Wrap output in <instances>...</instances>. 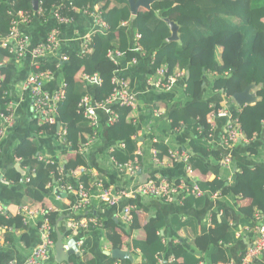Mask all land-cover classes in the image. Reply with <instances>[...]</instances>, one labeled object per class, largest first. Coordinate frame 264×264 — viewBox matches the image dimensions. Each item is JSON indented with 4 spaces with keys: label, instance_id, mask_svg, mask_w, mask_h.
Returning <instances> with one entry per match:
<instances>
[{
    "label": "trees",
    "instance_id": "16d2710c",
    "mask_svg": "<svg viewBox=\"0 0 264 264\" xmlns=\"http://www.w3.org/2000/svg\"><path fill=\"white\" fill-rule=\"evenodd\" d=\"M39 3L40 8L46 10L43 18L56 9L55 11L63 17L78 20L81 17L80 9L89 8L100 14L107 29L91 35L82 53L65 51L68 60L60 63L68 87L66 99L59 106V123L67 129L66 140L71 143L70 146L64 145L62 152L73 156L65 161L55 159L54 164L41 163L38 161L40 146L36 139L23 140L14 151V157L21 159V167L28 168L30 183L25 184V188L20 191L6 184L1 186L0 203L5 206L6 215L0 213V234L5 237V243L13 244L16 232L20 233V241L30 243L29 228L24 225L23 217L15 213V209L21 206H28L31 210L44 207L48 211L47 215L53 227L52 237L56 241L55 227L59 215L47 207V199L56 194L57 187L62 188L61 186L67 184L77 186L79 182L87 188L93 186L86 175L79 179L71 176L72 171H78L80 166L90 164L84 155L76 154L93 134L90 122L79 109V103L86 96L97 103L110 97L114 89L112 79L121 68L120 64H114L107 54L111 49L119 50L132 60L136 56L135 36H140L136 41L137 45L149 58L155 55L153 71L167 65L171 74L179 70L186 72L184 96L189 103L184 107L172 109L169 116L173 127L182 122L194 135L190 142V166L195 174H200L198 184L205 196L199 199L187 198L184 208L201 207L209 196L229 191L237 200V205L248 201L249 220H232L229 212H224L222 216L213 219V229L209 231L207 222L198 221L201 235L193 241L185 239L190 246L187 248L182 238L173 245H167L166 237L161 235L149 240L151 232L163 230L164 218L158 213L156 218L141 226L137 212L132 229L140 231L139 239L132 245H127L125 250H139V255L142 256L140 264H158L159 256L174 259L173 264L226 262L229 259L228 248L235 243V231L244 226L254 228L259 224L256 214L259 212L264 215V160L263 163L255 165L237 157L239 152L234 153L233 149H213L214 132L209 116H218V112L228 103L236 104L238 107L230 112V117L232 121L238 120L244 129L241 142L264 139V0H161L154 3L151 10L140 11L136 17L132 16L128 0H39ZM21 11L33 14V0H0V33L3 36L9 34L14 15ZM160 12L163 18L179 25L180 43L168 41L171 36L170 29L158 18ZM7 56L12 59L8 50H1V59L6 61V65L0 68V113L4 111V105L11 100L7 87L12 79V71L7 65ZM53 67L52 69L56 70ZM96 74L102 79V85L92 87L95 88L92 93L88 89L90 85L84 82V76ZM251 86H254L252 92L257 97L256 103L239 106L234 97L244 93ZM210 89L225 95L226 102L212 105L203 99L206 91ZM112 111L118 114V122L107 126L103 131L101 129L99 139L111 146H124L116 147L112 156L119 162H127L136 156L139 148L137 116L131 109L119 105L112 106ZM41 129L42 127L39 132ZM58 130L57 126L51 130L44 126L46 135L60 140L57 136ZM199 131H202L203 137H200ZM178 139L180 140V137ZM256 145L246 146L248 156L258 154L254 148ZM241 146L242 144L236 149ZM153 147L158 159L163 162L172 161L167 144L160 141ZM227 157L235 163L238 172H235L230 181L212 177L207 160L221 161ZM57 168L64 171L61 183H58ZM27 176L16 167L6 172L7 179L16 187ZM56 196L63 197L58 194ZM68 199L76 201L75 196L71 194H68ZM191 220L190 217L186 218L185 221L179 222V225L185 227ZM105 226V241L111 248L122 249V242L116 237V220L109 219ZM89 241H85L89 251L84 254L81 264H99V260L90 252L92 243ZM6 255L5 252H0V264L11 261L7 260ZM79 262L72 257L67 264H80ZM117 263L130 264V261H118L105 256L101 264Z\"/></svg>",
    "mask_w": 264,
    "mask_h": 264
},
{
    "label": "crops",
    "instance_id": "0c3cea01",
    "mask_svg": "<svg viewBox=\"0 0 264 264\" xmlns=\"http://www.w3.org/2000/svg\"><path fill=\"white\" fill-rule=\"evenodd\" d=\"M40 9L39 3L38 11L34 10V13L32 14L33 21L30 24L21 26V31L30 37L29 50L26 56H24L22 59H15L12 55V59H9L7 56V65L12 71V79L7 87L9 96L11 97L10 103H12V108L10 106L7 108V116L12 115L16 119V122L15 125L9 129L6 137L3 140V154L0 159V190L1 186L5 184L7 186H11L16 191H20L26 186L22 181L20 185L16 187L6 177V172L12 167L17 166V162L15 161L14 157V151L16 147L25 139H36L39 142V155L50 158L52 157L54 160L56 159L60 161L68 160L73 156L70 153L64 154L62 152L64 145H71L70 142H67L66 136L65 142H62L61 140L53 139L46 134L41 135V131L39 132V129L42 127L41 122L36 118L32 99L30 96L23 94L22 84L34 72V49L46 39L51 31L58 30L59 49L41 59L40 64L42 70H51L53 72L52 78L47 81L45 85L46 91L49 93H56L65 86L67 89L68 84L60 67L61 59L68 57V54L65 51L82 53L83 49L87 45L86 43L88 39L95 33V22L91 17L81 16L78 20L60 25L57 21L54 9L46 18H43V14L37 15V12L39 13ZM41 10L46 12L44 9ZM16 15L17 13L14 15V19ZM14 19L11 21V27ZM134 58H136L138 61L136 65L132 64V60ZM134 58L129 60L127 57H124L120 60L119 64L121 69L119 70L118 75L125 77L129 81L132 91L138 95L139 107L137 110V138L139 143L138 149L143 151V166L138 180L140 182L148 179H167L170 181L183 178L185 176V168L183 165H173L171 162L158 164L155 161V148L153 145L156 142L162 141L169 146L170 151L177 149L191 150L190 142L194 135L191 134V132H189L186 128H184L180 133H175L172 126V121L169 116L170 112H172L174 109L178 107H184L189 103V100H187V98L184 96L186 81H178L169 91L150 89L147 86V79L153 73V68L149 62V56L136 53ZM52 67L56 70H53ZM208 78L211 79L210 76H208ZM92 87L100 86H88V89L93 93L95 88ZM203 99H206L212 105L226 102L225 95L222 93L212 92L211 89L206 91L205 97ZM236 107H238L236 104L228 103L224 105L223 109H227L228 111L232 112L234 109H236ZM209 122L212 123L214 132L212 138L213 149L225 151L222 143V137L229 122V117L223 113H220L218 116L215 115L214 118H211L210 115ZM108 124L107 113L105 111L100 112L98 126L99 133L101 129L102 131L103 129H106V127L109 126ZM178 137H180V140ZM241 144L242 146L236 149ZM248 145H251V147L256 145L254 148L256 151H258V154L248 156L246 154V146ZM113 147L114 146H111L102 139H98L92 147L85 151V153H82L81 148H79L76 154H81L88 158L90 164L85 167H88L89 169L98 173L106 184L111 186H128L130 184H134L133 181L126 178L125 176H121L117 172V169L111 161V150ZM232 151H234V153L235 151L239 152L236 155L237 157L242 158L245 161H249L255 165L263 163L264 139L260 141L246 140L244 142H240L233 148ZM207 163L212 170V177L224 178L230 181L235 172H238L235 163L232 164L230 168L224 167L222 160L216 161L211 159L207 160ZM198 176H200V174L196 173L195 177L197 181ZM220 193L221 195H219L217 198L213 196L214 194L209 196L201 207L195 208H184L185 206H181L178 203L165 204L164 202L155 198L137 200L139 224L144 226L151 219L156 218L158 213H160L164 218L162 224L164 223L165 226L163 225L164 227L162 231L151 232L148 236L149 240L155 239L161 235L166 237L168 241L167 245H173L178 241V239L182 238L184 239L183 242L185 243V247L190 248L188 241H193L201 235L202 230L200 223L207 222V230L209 231L213 229L211 227L213 226V219L216 216H222L224 212H229L232 220H249L247 209L248 201H243L241 202V205H237V200L229 191ZM47 201V207H52L53 210L59 215V220L55 227L57 233L56 242L61 236L66 247L65 253L67 255L70 249L69 244L72 241L75 243L76 239L83 237L85 238L86 242L87 240H90L89 242L92 243V249H90L91 254L99 260V264L103 263L105 256L107 257V252L113 248H111L110 244H108L104 239V234L107 233L105 223L109 219L116 220V237H118L122 242L123 247L121 250L126 251L125 248L127 245H132L136 239H139L138 235L140 231H135L131 228V226L123 224L120 220L121 212L125 207L126 202H122L120 205L114 208H107L100 205L97 201H94V215L103 221L104 228L92 229L86 233H76L70 229V223L73 218L71 210L75 202H72V200L68 199V196L59 199L56 194L49 197ZM17 209L18 208L15 209V213L17 212ZM189 217L192 218V220L189 221L185 227L179 225V222H183V220L185 221V219ZM198 221L200 222L199 224ZM28 228L30 241L29 244H25L24 242L20 241L19 232H16V240L10 245L5 243V237L2 235V240L0 241V252H5L7 254V260H17V262L24 263L31 255L32 251L40 244L41 239L38 224L36 222H32ZM248 229H251V227L244 226L240 227L239 231H235V243L231 244L228 248L229 259L226 262L239 263L242 254L250 247L251 233L248 231ZM185 239H188V241ZM150 242L152 241H149V243ZM127 252H130L133 257V261H130V264L141 263L142 256L139 255V250L137 252H131L127 250ZM72 257L78 259L80 264L83 261V256L78 255L77 252L73 253L69 257L67 256L69 260ZM45 264H60L57 262L56 248L55 251L51 252L48 261ZM256 264H264V254Z\"/></svg>",
    "mask_w": 264,
    "mask_h": 264
},
{
    "label": "built area",
    "instance_id": "2783aa9c",
    "mask_svg": "<svg viewBox=\"0 0 264 264\" xmlns=\"http://www.w3.org/2000/svg\"><path fill=\"white\" fill-rule=\"evenodd\" d=\"M56 10V9H55ZM57 21L60 25L70 23L75 21L72 18L63 17L58 11H55ZM44 14L43 10H39L37 15ZM80 14L83 17H91L95 22V32H103L107 29L106 23L101 19L98 12L91 11L89 8H81ZM33 21V15L29 12L21 11L18 12L15 19L12 22V27L8 35L3 36L0 33V68L6 65V61L1 59V50H8L9 54L15 59H22L29 50L30 37L25 35L21 31L22 25L30 24ZM140 36H135V48L134 51L137 54L147 56L146 53L141 49L136 41ZM59 49V31L54 30L46 37V39L37 46L33 51V67L34 72L32 75L22 84V92L30 96L33 102V108L37 120L41 122L42 129L41 135L45 134L44 126L48 129H53L57 126L59 132L57 133L58 138L65 142L66 128L62 127L59 123V106L66 99V86L56 93H49L45 90V85L47 81L52 78L53 72L51 70H42L40 61L49 54L54 53ZM107 57L113 61L114 64H119L120 60L125 57V54L119 50H109ZM68 57L61 59V62L67 61ZM150 65L155 62V55L149 58ZM138 63L137 59L132 60V64L136 65ZM186 79V72L179 70L175 73H170L167 65L153 71V73L147 79V86L150 89L171 90L174 85L180 81ZM84 82L91 86H101L102 79L96 75H85ZM112 84L114 86L113 92L108 99L102 102H95L89 96L84 97L79 103V109L83 116L90 122L91 129L93 131L92 136L88 139L83 147H81V152L85 153L87 149L92 147L99 138V113L105 111L108 115V125H114L118 122V114L112 111V106L119 105L122 108L131 109L136 113L139 107L138 95L134 93L129 85V81L118 75L116 72L112 79ZM8 104V105H7ZM9 106L12 108V103H6L4 105L5 109L0 113V159L3 154V140L6 137L10 128L15 125L16 119L12 115L7 116V108ZM223 113L229 117V122L223 133L222 143L224 149H233L238 143L242 141L244 136V129L238 120L232 121L230 117V111L227 109H222L218 112ZM215 114L211 115L214 118ZM138 121V117H137ZM136 121V125H137ZM211 123V122H210ZM173 124V123H172ZM212 124V123H211ZM60 126V127H59ZM185 128L184 124L180 122L178 125L173 127L175 133H180ZM200 132V137H203L202 131ZM213 137V136H212ZM246 141V140H244ZM124 148V146H121ZM113 147L111 150V155L114 152ZM191 150L177 149L170 151L169 155L173 165H183L185 168V176L176 180L167 179H148L143 182L138 180V177L142 171L143 166V151L138 149L136 156L127 161L119 162L113 156L111 161L113 162L117 172L121 176H125L134 182L128 186H111L105 183L103 178L95 171L80 167L78 171H73L72 175L75 178H79L82 175L88 176L92 181L93 186L91 188L85 187L83 184L78 186H73L72 184H67L61 186V191L72 194L75 196L76 201L71 210L73 214L72 221L70 223L71 231L76 233H86L92 229L104 228V223L93 213V202L97 201L100 205L107 208H114L120 205L122 202H126L125 207L121 212V222L125 225H129L132 228L134 223L135 213L138 212L137 200L155 198L165 204H175L178 203L184 206L185 201L189 197L199 199L205 196V193L200 188L197 179L195 177V172L190 166ZM155 161L158 164L164 163L157 158L156 152L154 151ZM17 165L21 166V159L15 158ZM38 161L46 164H54L55 161L47 158L43 155L38 156ZM222 164L226 168H230L233 164L230 157L222 160ZM22 168V167H21ZM27 167H23L22 170L27 173ZM58 169V183H61L63 178V169ZM26 175V176H27ZM25 184L30 183V178L27 176L24 180ZM50 187V186H49ZM221 195L220 192L215 193L213 196L215 198ZM61 199L60 196H57ZM3 205V204H2ZM0 204V213L6 215L5 208ZM53 209L52 207H50ZM17 214L23 217V223L25 226H29L32 222L38 224V229L40 232V244L32 251L31 255L26 259L24 263H19L15 260L8 261L6 264H45L48 261L51 252L55 251L56 241L52 237L53 227L51 221L48 218V211L45 208L31 210L29 207L21 206L18 208ZM256 219L258 225L254 228L248 229L251 233L250 247L242 254L239 263L234 262H223L219 264H256L259 259L264 254V215L259 212L256 214ZM12 230V229H9ZM2 240V235L0 234V241ZM85 238H78L75 240L74 247L77 249L79 255L84 256V254L89 251L85 245ZM111 251V250H110ZM158 264H173L174 259H164L162 256L157 258Z\"/></svg>",
    "mask_w": 264,
    "mask_h": 264
},
{
    "label": "water",
    "instance_id": "95a60500",
    "mask_svg": "<svg viewBox=\"0 0 264 264\" xmlns=\"http://www.w3.org/2000/svg\"><path fill=\"white\" fill-rule=\"evenodd\" d=\"M158 1H161V0H128L130 8H131L132 16L134 17H136L142 10H145V11L151 10L152 5ZM33 9L35 11H38L39 0H33ZM158 18L164 21L170 29L171 36L168 39V41L173 42V43H180L179 25L171 21L170 19L163 18V14L161 12L158 14ZM253 89H254V86H251L244 93L236 95L234 97L236 103L241 107L246 106V105L255 104L257 101V97L255 96V94L252 93ZM16 169L19 172H21L24 176L27 175V173L22 170L20 165H17ZM56 193L63 197L68 196L66 193L60 190H56ZM74 244L75 243L73 241L69 244L70 249L67 255L65 253L66 247H65L62 237L60 236L58 238V241L56 242V245H55L58 263L60 264L67 263L69 260L67 256L69 257L73 253L77 252V249L74 247ZM77 254L79 255V253ZM107 256L112 257L113 259L118 260V261H127V260L133 261L132 254L130 252L123 251L121 249H114L111 252H107Z\"/></svg>",
    "mask_w": 264,
    "mask_h": 264
},
{
    "label": "clouds",
    "instance_id": "9594fccd",
    "mask_svg": "<svg viewBox=\"0 0 264 264\" xmlns=\"http://www.w3.org/2000/svg\"><path fill=\"white\" fill-rule=\"evenodd\" d=\"M218 114H219V113H218ZM59 127H60V126H59ZM58 132H59V130L57 131V133H58ZM99 138H100V134H99ZM99 138H98V139H99ZM96 142H97V141H96ZM114 147H121V146L114 145ZM121 148H122V147H121ZM115 149H116V148H115ZM115 149H114V150H115ZM113 153H114V152H113ZM53 160H54V159H53ZM54 161H55V160H54ZM80 167H85V166H80ZM80 167H79V168H80ZM85 168H88V167H85ZM88 169H89V168H88ZM72 172H73V171H72ZM72 172H71V176H72L74 179H79V178L81 177V176H80L79 178H75V177L72 175ZM87 177H88V176H87ZM197 182H198V181H197ZM80 184H81V183L78 182V183H77V186L80 185ZM73 186H74V185H73ZM56 190H60V189H56ZM62 192H63V191H62ZM64 193H65V192H64ZM56 194H57V193H56ZM66 194L68 195V193H66ZM71 195H72V194H71ZM0 204H1V203H0ZM1 205H2V204H1ZM2 206H3V205H2ZM3 207L5 208V206H3ZM6 209H7V208H6ZM5 211H6V210H5ZM113 250H114V249H112L111 251H113ZM111 251H109V252H111Z\"/></svg>",
    "mask_w": 264,
    "mask_h": 264
}]
</instances>
